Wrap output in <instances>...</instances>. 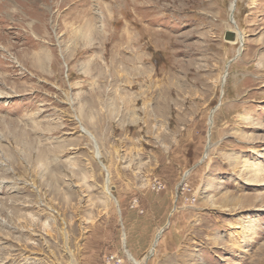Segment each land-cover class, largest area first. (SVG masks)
I'll use <instances>...</instances> for the list:
<instances>
[{"label":"rangeland","instance_id":"374dc122","mask_svg":"<svg viewBox=\"0 0 264 264\" xmlns=\"http://www.w3.org/2000/svg\"><path fill=\"white\" fill-rule=\"evenodd\" d=\"M118 259L264 264V0H0V264Z\"/></svg>","mask_w":264,"mask_h":264},{"label":"bare ground","instance_id":"6f19581e","mask_svg":"<svg viewBox=\"0 0 264 264\" xmlns=\"http://www.w3.org/2000/svg\"><path fill=\"white\" fill-rule=\"evenodd\" d=\"M234 10H235V2L232 3L231 5V19L232 21L234 22ZM239 41L241 42L242 41V38L239 39ZM83 132L87 135H89L90 137H92L95 141V146H96V156L97 158L99 159L100 156H101V153H100V150H99V147H98V144L96 142V138L94 137L93 134H91L86 128H82ZM107 183H109V178L107 180ZM108 193H110L109 189H108ZM131 257V256H130ZM132 258V257H131ZM133 259V258H132ZM134 260V259H133ZM135 261V260H134ZM136 262V261H135Z\"/></svg>","mask_w":264,"mask_h":264},{"label":"water","instance_id":"95a60500","mask_svg":"<svg viewBox=\"0 0 264 264\" xmlns=\"http://www.w3.org/2000/svg\"><path fill=\"white\" fill-rule=\"evenodd\" d=\"M236 39H237L236 32H234V31H227L226 32L225 40L234 42V41H236Z\"/></svg>","mask_w":264,"mask_h":264},{"label":"built area","instance_id":"2783aa9c","mask_svg":"<svg viewBox=\"0 0 264 264\" xmlns=\"http://www.w3.org/2000/svg\"><path fill=\"white\" fill-rule=\"evenodd\" d=\"M154 187H155V189L160 190V189H162V188L164 187V184H163L162 182L158 181V182H156V183L154 184ZM135 205H136V204H135ZM135 205H133V207H134ZM114 259H115V257L113 256V257H111L110 260H114ZM116 261H117L118 264L121 263V260H120V259H118V260H116Z\"/></svg>","mask_w":264,"mask_h":264}]
</instances>
